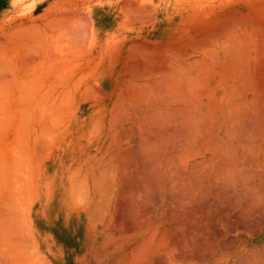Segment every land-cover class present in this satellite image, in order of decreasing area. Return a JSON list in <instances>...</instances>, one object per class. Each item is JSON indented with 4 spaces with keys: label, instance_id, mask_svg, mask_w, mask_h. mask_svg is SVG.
<instances>
[{
    "label": "bare ground",
    "instance_id": "obj_1",
    "mask_svg": "<svg viewBox=\"0 0 264 264\" xmlns=\"http://www.w3.org/2000/svg\"><path fill=\"white\" fill-rule=\"evenodd\" d=\"M175 19L162 48L129 44L111 93L93 82L86 91L63 92L59 134L110 136L107 169L100 170L109 183L100 192L108 188L109 195L89 208L106 215L108 250L95 254L79 218L55 237L62 244L80 234L82 254L75 263L50 264H264V0H184ZM34 53L24 62L33 65ZM87 73L75 77L78 86Z\"/></svg>",
    "mask_w": 264,
    "mask_h": 264
},
{
    "label": "crops",
    "instance_id": "obj_2",
    "mask_svg": "<svg viewBox=\"0 0 264 264\" xmlns=\"http://www.w3.org/2000/svg\"><path fill=\"white\" fill-rule=\"evenodd\" d=\"M22 1L16 0L14 2L15 10L21 8ZM142 1L144 0H138V2L137 0H36L28 11L18 14V17L14 16L8 25L5 24L6 20L1 21L0 38L3 39H0L2 43L0 44V58L4 59H0V63L4 66L5 64L10 66H8L9 68L5 66V68L0 65L1 264H5L6 261V264H50L54 260L66 262L67 259L75 263L78 260L76 256L82 254V250L78 249V242L82 240L81 235L76 234L71 239L63 241L62 244L56 240L55 236L61 233L65 227L76 228L79 218L83 222V227L89 233L88 235L94 241L95 254L102 255L104 251L108 250L106 245L108 233L106 215L102 214L101 216L102 212H98L101 217L99 218L97 212L90 211V209L92 210L98 204L100 205L102 203L100 200L107 199L105 196L102 197L103 195H106V193L109 195V191L106 192L108 188L104 193L100 191L103 190L104 186L105 188L106 186L109 187L107 181L105 182L108 185H105L106 183L101 178V174L107 169L105 167L108 165L107 162L105 164L103 162L107 161L105 153H107V141L110 136L93 135V137L92 135L59 134L56 130L61 126L62 122H58L62 114L60 118L58 115H60L59 111L63 107L59 100H62L63 103L62 94L68 91L69 88L74 91H86L89 89L88 87L92 86L91 82L94 83V88L97 86V89L105 93H111L114 89L112 76L121 71L129 44L149 41V43L156 45V49L162 48L161 46L165 44L164 42L173 32V26L176 24V8L171 17L170 9H168V14L164 12L162 0H149L150 2L145 0L141 5ZM136 4L137 6L141 5L142 8L140 9L141 6L135 7ZM107 6L117 12L112 20L108 19L107 11H95L98 8ZM132 6L134 10L127 11L128 7L130 9ZM135 10L138 11L135 12ZM151 15L152 17L149 18ZM121 17H123V20L116 22ZM84 33L86 34L84 35ZM1 34H4L3 36L7 35L6 38ZM78 35L83 36L82 38L85 39L83 40L80 37L79 40ZM75 37H78V39H75ZM74 40L77 43L86 40L85 45L82 43L84 48L82 44L74 43ZM37 43L42 47L40 48ZM24 44L29 48L22 47L25 46ZM4 46L5 48H3ZM15 49L19 51L16 52ZM22 50L23 52H20ZM86 50L88 51L86 52ZM31 51L32 57L34 52H39L34 53L35 58L31 57L33 65H30L31 60L28 65L27 62H24L25 58L23 59L22 56L30 59V55L27 56V54H30ZM50 52L52 53L50 54ZM68 54L70 58L73 56V60L69 61ZM99 56H101L100 61L97 60ZM60 57L64 59L61 60ZM66 57L68 63L64 64V62L66 63ZM27 58L26 61H28ZM36 58L37 60H35ZM19 59L20 61L22 59L24 64ZM61 61L63 64L60 63ZM97 61L99 64H97ZM94 64L97 67L95 66L96 68L93 70L91 65ZM60 65L62 66L60 67ZM89 65L93 72L90 70L91 68L89 69ZM1 68L3 73L10 76V79L3 76L5 74L2 73ZM4 68L8 71H4ZM86 69H89L92 73L90 72L89 75ZM83 72L85 74L88 72V80L78 86L74 79L79 74L82 76ZM12 76L15 79H12ZM66 77L69 78L66 80ZM2 78L6 79V82ZM12 80L14 81L12 82ZM73 82L74 87L72 86ZM21 106H23V109ZM89 106L90 104H85L82 108L85 111ZM11 117L15 118L11 119ZM23 123H26V126ZM7 128L9 129L8 133ZM4 129L6 131H3ZM103 168L104 170H102ZM100 170L103 172L101 173ZM72 172L74 177L71 175ZM83 177L85 178L83 179ZM99 179L100 186L97 182ZM101 179H103V182H101ZM76 182L80 184L77 185ZM86 188H88L87 193H89L87 197L86 194L84 195V189ZM79 195L82 200L84 199L83 202L81 199L78 200ZM100 196L101 198H99ZM77 200L79 203L76 202ZM97 201H100V203ZM95 203L96 206H94ZM98 209L100 211V208ZM72 215L76 218L72 219ZM14 218H16V221ZM29 240L34 246L30 244ZM63 244L67 246L62 250L61 245L63 247Z\"/></svg>",
    "mask_w": 264,
    "mask_h": 264
},
{
    "label": "rangeland",
    "instance_id": "obj_3",
    "mask_svg": "<svg viewBox=\"0 0 264 264\" xmlns=\"http://www.w3.org/2000/svg\"><path fill=\"white\" fill-rule=\"evenodd\" d=\"M15 1L16 0H0V24H2L1 23L2 20H6L5 24L8 25L14 16L18 17L19 16L18 14H20L24 11H28L36 0H23L21 8H18V10H15V5H14ZM143 2L144 1H142V4H143ZM161 3L164 7L165 13L168 14V9H170L169 13L172 17L175 8H177V12L179 13L180 9L184 5V0H162ZM227 10H228V8H224L220 11V13L222 11H227ZM95 11H107L109 20H112L114 17V14L117 13L113 10V8H109L108 6L105 8L104 7L98 8ZM226 13L227 12H225L224 14H226ZM176 19L180 20L179 14H178ZM121 20H123V17L118 18L116 22H121Z\"/></svg>",
    "mask_w": 264,
    "mask_h": 264
}]
</instances>
